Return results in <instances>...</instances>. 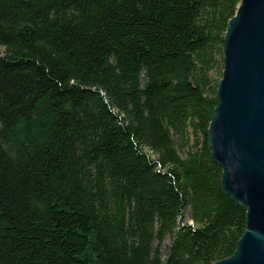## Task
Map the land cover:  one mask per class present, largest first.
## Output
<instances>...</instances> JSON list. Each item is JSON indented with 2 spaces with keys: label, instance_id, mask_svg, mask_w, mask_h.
<instances>
[{
  "label": "trees",
  "instance_id": "16d2710c",
  "mask_svg": "<svg viewBox=\"0 0 264 264\" xmlns=\"http://www.w3.org/2000/svg\"><path fill=\"white\" fill-rule=\"evenodd\" d=\"M238 2L0 0V264L233 253L206 131Z\"/></svg>",
  "mask_w": 264,
  "mask_h": 264
},
{
  "label": "water",
  "instance_id": "95a60500",
  "mask_svg": "<svg viewBox=\"0 0 264 264\" xmlns=\"http://www.w3.org/2000/svg\"><path fill=\"white\" fill-rule=\"evenodd\" d=\"M221 53L206 140L221 189L245 220L233 253L212 264H264V0H239Z\"/></svg>",
  "mask_w": 264,
  "mask_h": 264
},
{
  "label": "rangeland",
  "instance_id": "374dc122",
  "mask_svg": "<svg viewBox=\"0 0 264 264\" xmlns=\"http://www.w3.org/2000/svg\"><path fill=\"white\" fill-rule=\"evenodd\" d=\"M3 53H4V48L0 47V55H2ZM221 72H222V60H221V57L216 56V65L210 73L212 80L218 81L220 79ZM145 150L148 151L147 149H145ZM178 153L180 154V156H182L181 150ZM186 218L188 219V215H186ZM168 243H169V239H166L163 242L162 247H161V252H163V253L166 252V247H167Z\"/></svg>",
  "mask_w": 264,
  "mask_h": 264
}]
</instances>
